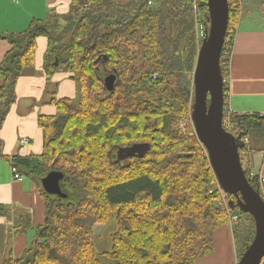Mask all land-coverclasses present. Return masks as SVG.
Masks as SVG:
<instances>
[{
	"label": "trees",
	"instance_id": "1",
	"mask_svg": "<svg viewBox=\"0 0 264 264\" xmlns=\"http://www.w3.org/2000/svg\"><path fill=\"white\" fill-rule=\"evenodd\" d=\"M152 1L70 0L67 12L32 19L25 30L2 36L11 47L0 63V128L17 100L19 77L34 66L39 36L49 41L44 55L47 77L58 64L65 65L78 89L75 98L53 102L54 115L39 116L43 151L11 158L18 170L39 179L45 220L25 254L2 264H102V257L111 264H197L214 251L215 231L232 215H237L232 228L239 258L237 242L243 236L238 225L250 214L214 206L220 197L216 182L200 176L209 158L199 141L201 153L194 155V124L192 128L186 121L192 112L191 106L187 114L190 75L200 45L194 2L197 21L206 30V0ZM228 1L220 60L224 115L230 113L232 133L243 139L264 131V114L234 113L227 107L225 77L241 10L239 0ZM109 74L116 76L113 90L105 87ZM1 146L0 138V157ZM50 171L63 173V195L44 190L41 179ZM249 172L245 169L249 182L263 194L264 181ZM190 177L209 183V193L205 196L199 184L192 187ZM109 220L117 224L112 249L99 253L94 228Z\"/></svg>",
	"mask_w": 264,
	"mask_h": 264
},
{
	"label": "crops",
	"instance_id": "2",
	"mask_svg": "<svg viewBox=\"0 0 264 264\" xmlns=\"http://www.w3.org/2000/svg\"><path fill=\"white\" fill-rule=\"evenodd\" d=\"M257 1L255 12L250 13L247 9L244 16L240 14L229 57L230 65L225 77L228 87L227 107L234 113L264 114V2ZM69 2L70 0H3L0 6V63L11 47L2 36L25 30L32 19L47 20L54 11L67 12ZM48 43L47 36L37 38L36 69L19 77L17 100L0 128L4 155L0 157V264L9 257L23 256L36 240L37 226L45 220L46 202L39 179L20 169L23 178L14 179L11 158L14 155L40 154L44 147V135L38 123L39 116L56 113L55 104L42 102L44 74L46 75L43 63ZM70 76L73 77L72 73L53 74L52 79L61 84L59 98L72 99L77 96L75 82ZM24 138L29 140L26 145L21 142ZM97 226L99 231L95 232V238L102 233L103 225ZM115 231L116 227L108 232L107 244L104 242L107 246L112 245ZM97 245L102 246V241ZM237 260L233 231L228 224L217 228L214 234V251L197 260V264H236Z\"/></svg>",
	"mask_w": 264,
	"mask_h": 264
},
{
	"label": "water",
	"instance_id": "3",
	"mask_svg": "<svg viewBox=\"0 0 264 264\" xmlns=\"http://www.w3.org/2000/svg\"><path fill=\"white\" fill-rule=\"evenodd\" d=\"M205 5L209 11V27L201 39L193 72L191 118L200 141L208 150L209 162L219 184L225 192L236 197L235 202L229 201L230 207L251 214L255 220L254 239L236 264H261L264 258V199L246 176L240 156V149L244 147L241 136H235L222 124L224 77L220 60L229 22V1L206 0ZM58 63L56 58L55 64ZM115 77L107 75V89L115 88ZM62 177V172L50 171L41 179L44 190L63 195L59 184Z\"/></svg>",
	"mask_w": 264,
	"mask_h": 264
},
{
	"label": "rangeland",
	"instance_id": "4",
	"mask_svg": "<svg viewBox=\"0 0 264 264\" xmlns=\"http://www.w3.org/2000/svg\"><path fill=\"white\" fill-rule=\"evenodd\" d=\"M239 1L241 3V0H239ZM69 5H70V2H69ZM197 5H198V3H196V1H195L194 2L195 34H196V38H197L198 44H200V41H201V39H202V37L204 35V32H205L204 31L205 30V25L201 21H197V17L200 16L199 10L197 8ZM257 7H258V1L257 0H242V11L241 10L239 11V16H240V14L244 16L246 14L247 9L250 11V13H253V12H255L257 10ZM58 14H62V13H58ZM51 20H53V19H51ZM207 25L209 27V24H207ZM59 31H61V30H59ZM62 36H59V38H61ZM67 37H68L67 34H65V39ZM35 65H36V61L34 63V66H32L30 68H26L21 76L26 75L28 73V71H35V69H36ZM43 67H44V63H43ZM63 72L69 73L71 75V72L68 71V69L66 68L65 65H59L58 64L55 73H61L62 74ZM192 75H193V73L191 72L190 84L188 86L190 91H191V93H190V96H189V98H190L189 100L190 101L188 102L187 114H190L192 102L194 100V98H193L194 97L193 96L194 95V93H193L194 80L192 78ZM52 78H53V76L49 79L47 77V75L44 74V88H43L42 102L45 103V104H54L53 102H55L57 99H59V91H60V88H61V84H60V81H54ZM70 78H71V80H73L75 82L76 93H77L78 92L77 82H76L74 77L70 76ZM52 100H54V101H52ZM208 102H209V100H208ZM224 107H225V100H224ZM225 116L226 115H224V110H223V118L224 119H225ZM224 119L222 121V124H223V127L225 128L226 126H225V120ZM186 121H188L190 123V125L192 126V128H193V124H192L193 121H192V118L190 116L186 119ZM38 123H39V119H38ZM193 130H194V135H196L195 138L197 137L199 139V137H198V135L196 133L195 127L193 128ZM197 138H196V143L197 144H196V147H195L194 155L197 156L198 153L200 152L201 147H200V149L197 148V145H198L197 141H199V143L202 146L201 151L204 152L206 154V156L208 157V150H207L206 146L204 145L203 142L200 141V139L197 140ZM250 138H251V140H250ZM193 139H194V137H193ZM248 141L249 142H247V144H246V145H248V147H246V150H244L242 152V154H240L241 159H244L243 167H244V170L248 169V171H250L249 174H250L251 177L253 175H259V178H260L261 174L264 175V131H258V132L251 133V136L248 137ZM161 143L162 142H157L156 145H160ZM191 143L192 142L190 141L187 144V146L191 145ZM164 144L165 143H162V145H164ZM179 148L183 149V144ZM1 150H2V146H1ZM205 169H206V172H205V170H203V166L200 167V170H201V174L199 173L200 176H203L202 177L203 179H206L207 177H213L212 179L214 180V182H216V186H217L216 190L220 194V197L218 199L213 200L214 206L216 205L217 207H221L223 205H226L227 207H229L230 205H229V202H228V198H230L233 202H235L236 201L235 195L234 194H228L227 192H225L223 190V188L221 187V185L219 184V182L217 180V177H216L211 165H209V167H207V168L205 167ZM191 179L192 178L190 177V180ZM191 181H192V187H194V185L197 186L196 184L200 185V187L202 189V193H204L205 196L209 193V191H208V188L210 186L209 183L201 182L200 177H199V179L196 178V179H192ZM202 193H201V195H202ZM260 194H262V193H260ZM263 194L261 196L264 199V195ZM234 222L235 221H233L231 219V217H230L229 223L224 224V226L225 225L227 226L229 224L230 227L232 228ZM97 225H103V226H101L102 227V233H101L100 237L95 238V232L97 233L99 231L97 229V227H98ZM115 227H117V224H116L115 220H109L106 223H103V224L100 223V224H96L95 225V228H94V248H95V250L97 252L101 253L102 251H110L111 250V246L112 245L111 244L109 246L106 245L107 244L106 240L108 239V235L107 234L112 228L115 229ZM238 227H239L240 235L243 236L242 242H240V243H239V241L237 242L238 245H239V250H240V255H239V258H238V260H239L241 258V256H242V254L244 253L245 249H246L244 243L246 241L251 243L252 240L254 239V236H255L256 225H255V220H254L253 216L250 214V216H246V218H243L240 221V224L238 225ZM232 231H233V228H232ZM99 241H102V246L97 245V243ZM240 245H241V249H240ZM100 261H101L102 264H111L110 261L106 259V257H102L100 259Z\"/></svg>",
	"mask_w": 264,
	"mask_h": 264
},
{
	"label": "built area",
	"instance_id": "5",
	"mask_svg": "<svg viewBox=\"0 0 264 264\" xmlns=\"http://www.w3.org/2000/svg\"><path fill=\"white\" fill-rule=\"evenodd\" d=\"M149 3L152 4L153 1H152V0H149ZM223 119H224V118H223ZM224 120H225V126H226L225 129H227L229 132L232 133V130H233V124H232V121H231L230 113L226 114ZM233 134L236 136L235 133H233ZM241 139H242V138H241ZM242 141H243L244 146H245V145L247 144V142H249V141H248V137L245 136V137L242 139ZM21 142H22V144L26 145V144L29 143V140H28L27 138H24V139H22ZM12 172H13V178H14V179L21 180V179L23 178V175L19 172L18 168H17L15 165H13V164H12ZM263 181H264V175L261 174L260 182L263 183ZM262 190H263V193H264V189H263V188H262ZM231 219H232L233 221H236V220H237V215H232V216H231Z\"/></svg>",
	"mask_w": 264,
	"mask_h": 264
},
{
	"label": "snow or ice",
	"instance_id": "6",
	"mask_svg": "<svg viewBox=\"0 0 264 264\" xmlns=\"http://www.w3.org/2000/svg\"><path fill=\"white\" fill-rule=\"evenodd\" d=\"M2 4H3V0H0V6H2Z\"/></svg>",
	"mask_w": 264,
	"mask_h": 264
}]
</instances>
